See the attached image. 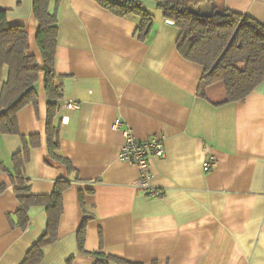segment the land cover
Masks as SVG:
<instances>
[{
	"label": "crops",
	"instance_id": "1",
	"mask_svg": "<svg viewBox=\"0 0 264 264\" xmlns=\"http://www.w3.org/2000/svg\"><path fill=\"white\" fill-rule=\"evenodd\" d=\"M33 2L0 0V7L9 24L26 27L28 54L42 67ZM216 2L264 24V0ZM142 4L153 17L145 40L137 14H114L96 0L51 1L62 92L55 152L71 170L50 152L42 72L37 104L17 113L19 133L0 131V264H22L48 228L46 206L23 208L21 194L51 195L59 180L68 185L58 237L39 264H95L98 251L142 264H264V80L242 100L220 101L212 87L199 93L203 67L177 49L180 29L157 2ZM192 9L210 14L213 4ZM8 77L4 65L0 95ZM116 118L140 140L164 137V155L149 158L160 196L136 188L140 172L119 157L125 138Z\"/></svg>",
	"mask_w": 264,
	"mask_h": 264
},
{
	"label": "trees",
	"instance_id": "2",
	"mask_svg": "<svg viewBox=\"0 0 264 264\" xmlns=\"http://www.w3.org/2000/svg\"><path fill=\"white\" fill-rule=\"evenodd\" d=\"M52 0H34L33 11L37 21V45L44 65L39 66L30 48L29 32L24 26L11 25L7 21V10L0 7V76L4 65L9 67V77L0 95V131L19 133L17 113L26 105L37 104L36 83L40 74H45V90L48 100V136L50 152L54 160L71 170L67 159L57 155V134L53 119L61 99V89L55 74L54 61L58 37L57 11L50 9ZM114 14L124 16L137 14L141 17L137 28L139 39L145 40L151 32L153 17L142 4V0H96ZM165 18L179 29L177 49L188 60L203 67L199 81V93L206 94L209 88L222 92L220 101L245 99L264 80V24L248 14L221 7L216 0H154ZM212 3L210 14L195 12L192 7ZM20 174V173H18ZM16 180L24 181L22 175ZM68 183L59 180L51 195L31 196L21 194L23 208L31 204H43L47 208L48 228L44 236L31 248L22 264H39L43 258V247L58 237L62 214L63 191ZM4 187L0 185V191ZM24 192L26 188L17 189ZM81 203L84 204L81 196ZM25 211V210H24ZM26 219L25 212L23 213ZM86 220L83 222L78 245L82 252L85 243ZM92 255L95 264H142L98 251Z\"/></svg>",
	"mask_w": 264,
	"mask_h": 264
},
{
	"label": "built area",
	"instance_id": "3",
	"mask_svg": "<svg viewBox=\"0 0 264 264\" xmlns=\"http://www.w3.org/2000/svg\"><path fill=\"white\" fill-rule=\"evenodd\" d=\"M66 105L77 107V102L69 100ZM124 122L121 118H116L113 123L114 129H122L125 138L119 157L131 165L137 166L140 175L135 181L136 188L142 189L149 196L158 197L160 191L151 182L152 172L150 170L149 158L151 156H163L165 152L164 137L154 135L148 139H138L131 128L123 127ZM211 161L204 162L205 170H209Z\"/></svg>",
	"mask_w": 264,
	"mask_h": 264
},
{
	"label": "rangeland",
	"instance_id": "4",
	"mask_svg": "<svg viewBox=\"0 0 264 264\" xmlns=\"http://www.w3.org/2000/svg\"><path fill=\"white\" fill-rule=\"evenodd\" d=\"M145 2H146V0H144ZM149 1H151V2H154V0H149ZM156 2V1H155Z\"/></svg>",
	"mask_w": 264,
	"mask_h": 264
},
{
	"label": "water",
	"instance_id": "5",
	"mask_svg": "<svg viewBox=\"0 0 264 264\" xmlns=\"http://www.w3.org/2000/svg\"><path fill=\"white\" fill-rule=\"evenodd\" d=\"M169 22H171V21L169 20Z\"/></svg>",
	"mask_w": 264,
	"mask_h": 264
}]
</instances>
